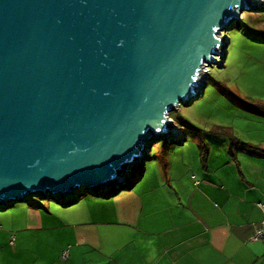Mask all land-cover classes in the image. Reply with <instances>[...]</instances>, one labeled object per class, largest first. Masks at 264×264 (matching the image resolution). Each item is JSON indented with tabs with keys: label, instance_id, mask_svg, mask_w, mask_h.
Returning a JSON list of instances; mask_svg holds the SVG:
<instances>
[{
	"label": "water",
	"instance_id": "1",
	"mask_svg": "<svg viewBox=\"0 0 264 264\" xmlns=\"http://www.w3.org/2000/svg\"><path fill=\"white\" fill-rule=\"evenodd\" d=\"M253 8L0 0V204L124 182L148 142L177 138L169 113L205 88L226 57L220 33Z\"/></svg>",
	"mask_w": 264,
	"mask_h": 264
},
{
	"label": "crops",
	"instance_id": "2",
	"mask_svg": "<svg viewBox=\"0 0 264 264\" xmlns=\"http://www.w3.org/2000/svg\"><path fill=\"white\" fill-rule=\"evenodd\" d=\"M220 156L227 171H211L206 153L202 168L190 174L187 166L173 193L163 192L156 174L157 188L143 183L144 173L117 194L89 193L61 206L30 202L7 227L18 230L19 247L30 237L44 239L42 264H264L257 205L264 200V156ZM257 228L262 237L253 241Z\"/></svg>",
	"mask_w": 264,
	"mask_h": 264
},
{
	"label": "rangeland",
	"instance_id": "3",
	"mask_svg": "<svg viewBox=\"0 0 264 264\" xmlns=\"http://www.w3.org/2000/svg\"><path fill=\"white\" fill-rule=\"evenodd\" d=\"M251 5L252 10L242 11L219 35L224 43L228 41L224 63L222 56L217 57L219 65L207 66L203 76L205 88L169 113L174 124L182 128L179 136L174 141L162 138L148 142L147 159L144 157L145 161L123 174L127 185L136 186L145 173L143 183L157 188L158 184L151 180L156 174L158 179L154 177V181L160 183L165 194H170L179 189L178 185L186 177L187 166L191 168L190 174L194 168H202L199 146L208 154L206 165L211 171L221 168L227 171L228 164L220 154H226L224 159L227 160L231 153L259 156L235 149L231 143L233 137L241 143L264 149V115L251 110L253 106L264 104V0H251ZM99 190L115 192L113 186ZM87 195L89 191L81 187L73 195L55 197L66 202ZM57 198L41 200L37 195H30L25 202L0 209V264H42L37 252L44 247V239L30 237L19 247L15 242L18 230L7 225L11 224L17 211L28 207L30 202L61 206ZM11 236H14L15 245L9 244ZM50 264L62 263L53 261Z\"/></svg>",
	"mask_w": 264,
	"mask_h": 264
},
{
	"label": "trees",
	"instance_id": "4",
	"mask_svg": "<svg viewBox=\"0 0 264 264\" xmlns=\"http://www.w3.org/2000/svg\"><path fill=\"white\" fill-rule=\"evenodd\" d=\"M209 72H210V69H209ZM251 110H253L254 112H256L258 114H263L264 115V104H260V105H257V106H253L251 108ZM170 118H172V117L170 116ZM181 126H183V125H181ZM173 141H174V139H173ZM231 143H232V145L234 146L235 149H241V150H243L244 152H246V153H248L250 155L259 154V156H264V149L261 146L252 145V144H248V143H241V141H239L238 139H236L234 137L232 138ZM199 150H200L201 156L204 158L205 155H206V152L202 150V146H199ZM145 158H146V156H145ZM123 177H124V175H123ZM125 181L126 180H125V177H124V182H121V183H119L117 185H113V187L115 188V192L118 191V190H120V189H122V190L128 189L129 186H131V185H127ZM104 191L105 190H99V189H97V190L93 191L92 194L93 195H102V193ZM115 192L111 193V195L114 194ZM37 196L40 197V195H37ZM48 198L49 199H51V198L52 199H55L57 197H55V196H49L46 199H48ZM40 199H42V198L40 197ZM57 199H59L60 201L62 200V198H57ZM42 200H44V199H42ZM10 205H12V203H6V204H2L1 203L0 204V209H5V208H7Z\"/></svg>",
	"mask_w": 264,
	"mask_h": 264
},
{
	"label": "built area",
	"instance_id": "5",
	"mask_svg": "<svg viewBox=\"0 0 264 264\" xmlns=\"http://www.w3.org/2000/svg\"><path fill=\"white\" fill-rule=\"evenodd\" d=\"M207 70L209 71V69H207ZM257 205H258V208L260 209V211L262 212L263 223H264V200L259 202ZM262 232H263L262 228H257L256 231L254 232V234L251 236V240L257 241L258 239H260L262 237Z\"/></svg>",
	"mask_w": 264,
	"mask_h": 264
},
{
	"label": "bare ground",
	"instance_id": "6",
	"mask_svg": "<svg viewBox=\"0 0 264 264\" xmlns=\"http://www.w3.org/2000/svg\"><path fill=\"white\" fill-rule=\"evenodd\" d=\"M206 74V73H205ZM201 84H204V79L202 80V83ZM203 86V85H202ZM201 86V87H202ZM179 134H180V129L178 128V131H177V137L179 136Z\"/></svg>",
	"mask_w": 264,
	"mask_h": 264
},
{
	"label": "clouds",
	"instance_id": "7",
	"mask_svg": "<svg viewBox=\"0 0 264 264\" xmlns=\"http://www.w3.org/2000/svg\"><path fill=\"white\" fill-rule=\"evenodd\" d=\"M224 62V61H223Z\"/></svg>",
	"mask_w": 264,
	"mask_h": 264
}]
</instances>
